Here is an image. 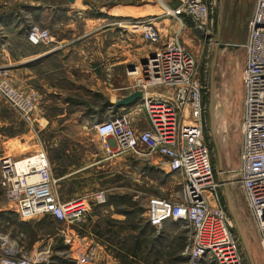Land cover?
Instances as JSON below:
<instances>
[{"label":"rangeland","instance_id":"rangeland-1","mask_svg":"<svg viewBox=\"0 0 264 264\" xmlns=\"http://www.w3.org/2000/svg\"><path fill=\"white\" fill-rule=\"evenodd\" d=\"M177 3L178 0H77L73 4L67 0H0V84L6 83L37 103L35 110L25 118L0 93V158L20 160L45 152L51 162L56 155L47 144L54 137L55 129L41 131V128L45 116L62 113L63 109L52 106L44 110L42 63L28 61L42 52V46H33L27 40L29 30L39 27L49 32L52 43L56 39L75 48L68 55L72 65L65 64V68L73 75L78 72L76 77L83 82L80 85L94 91L96 123L84 131L97 138L95 126L106 121L103 115L111 110L106 105L110 101L106 96L123 97L122 100L133 94L138 80L129 73L152 54L161 53L168 37L178 38L184 49L198 61L200 69H207V90L202 97L204 130L206 143L210 144L215 180L222 184L220 168L224 172L238 170L245 63L242 45L254 0H226L224 13L220 18L218 10L210 35L196 31L190 21L181 27L177 19L167 16L168 10L175 9ZM110 11L116 15H108ZM143 20L158 29L162 37L160 44L146 43L141 33L133 28L135 22ZM121 26L127 29H119ZM49 45L51 43L43 46ZM121 51L126 53V63L117 65ZM61 55L62 58L66 56ZM154 91L167 96L174 94L168 87ZM67 110V120H70L73 109ZM190 113V106H187L186 118H190ZM211 116L221 166L214 146ZM63 132L65 136H72L77 130L64 129ZM161 165L159 157H149L137 170L136 182L134 178L113 179L112 183H118L123 189L105 192V204H91L87 216L76 227L68 228L64 223L43 217L21 221L17 215L0 212V239L4 238L14 253H20L19 256L38 260L37 264H76L73 258L78 252L87 250L94 253L93 261L88 264H191L185 254L193 237L190 227L171 222L156 231L144 219L150 197L169 199L180 192L178 178L163 172ZM229 178L233 181L228 190L234 214L255 263L264 264L260 237L241 186L236 177ZM70 190L71 187L61 188L56 194L61 199L71 197ZM218 192L222 205H227L230 211L223 185ZM8 205L5 191L0 186V210ZM231 217L239 238L240 264H251L237 224ZM3 256L0 248V258ZM198 264L216 262L208 256Z\"/></svg>","mask_w":264,"mask_h":264},{"label":"built area","instance_id":"built-area-1","mask_svg":"<svg viewBox=\"0 0 264 264\" xmlns=\"http://www.w3.org/2000/svg\"><path fill=\"white\" fill-rule=\"evenodd\" d=\"M178 1V6L168 10L167 16L177 19L181 27L190 21L196 31L210 35L220 0ZM133 28L150 45L162 42L158 29L147 20L135 22ZM27 40L33 46L52 42L49 32L39 27L29 30ZM242 47L245 63L239 168L232 171L234 176L228 175L225 183L215 180L210 144L205 139L202 97L207 90V69H200L198 61L175 36L166 39L161 53L152 54L144 64L134 67L138 81L132 93L140 92L142 98L131 106L145 112L148 127L132 128L127 115L120 110L95 126L106 149L109 150L111 141L118 152L132 154L142 162L157 156L162 164L160 169L178 178V195L169 199L150 197L144 219L156 231L170 222L190 227L193 237L185 254L191 264H198L208 256L216 264L241 262L239 238L230 211L227 205H222L218 192L222 185L224 189L232 187L229 177H236L241 186L264 253V0H255ZM160 87L171 88L174 94H160L164 98L158 100L159 93L154 90ZM0 93L25 118L37 107L35 99L25 98L6 83L0 84ZM187 106L191 110L189 119ZM0 186L21 221L43 217L64 223L68 228L76 227L87 216L91 204L99 206L106 202L105 192L60 200L45 152L20 160L0 158ZM0 248L4 252L0 264L39 263L14 253L4 238L0 239ZM93 257L94 253L87 250L78 252L73 260L76 264H88Z\"/></svg>","mask_w":264,"mask_h":264},{"label":"crops","instance_id":"crops-1","mask_svg":"<svg viewBox=\"0 0 264 264\" xmlns=\"http://www.w3.org/2000/svg\"><path fill=\"white\" fill-rule=\"evenodd\" d=\"M225 2L226 0L219 2V8L222 7L223 13ZM112 12H108V15H116V12L115 14ZM135 15L136 12H134ZM119 29L125 31L127 27L121 26ZM74 50L75 48H72L70 43L55 39L51 45L42 46L41 53L28 59L30 63H42V104L44 110H49L52 106L63 109L62 113L45 116L43 119L44 126L41 128V131L42 129L49 131L48 129L51 127L55 129L54 137L50 143H47L56 154L51 162L49 158L52 177L56 181L57 191L61 188L68 189L71 187L70 192L72 194L71 197L62 199L59 197L62 201L78 197V194H82L79 196H88L98 192L120 191L123 188L118 183L113 184L112 180L115 178H134L136 182L137 170L142 167V161L136 156L118 152L111 141L108 150L100 138L90 136L88 132L84 131L93 126L95 122L96 98L93 90L83 88L80 85L83 82L76 77L78 72H74L73 75L70 69L65 68V64L72 65L68 55ZM60 54H66V56L62 58L63 56ZM120 54L117 65L126 63V53L121 51ZM49 64L50 66H48ZM80 93L82 94L80 95ZM106 97L108 100L110 99L106 105L111 110L103 115L104 120L119 110L123 111L124 114L129 111L126 115L132 128L143 130L148 127L145 112L139 110L137 106H131L136 105V103L129 105L130 107L118 108L116 103L123 97ZM68 108L73 109L70 120H67ZM64 129L77 130V132L72 136H65ZM5 144L6 142L3 145ZM0 212L16 215L9 205Z\"/></svg>","mask_w":264,"mask_h":264},{"label":"water","instance_id":"water-1","mask_svg":"<svg viewBox=\"0 0 264 264\" xmlns=\"http://www.w3.org/2000/svg\"><path fill=\"white\" fill-rule=\"evenodd\" d=\"M67 1L70 2V3H72V4L76 2V0H67ZM222 14H223V9H222V7H221V9H220V13H219V17H220V18L222 17ZM218 29H219V31L221 30V25H220V24H219V26H218ZM222 46H223V45H220V47H222ZM217 52H218V49H217L216 54H215V60H214L213 66H215V64H216ZM142 63L144 64V62H142ZM131 71H133V69H132ZM141 98H142V94H141L140 92H135V93H133V94H131V95L125 97L124 99L120 100L119 102H117V103H116V107L121 108V107H123V106H129V105H131L133 102H135L136 100L141 99ZM212 109H213V101L211 100V102H210V112H211V113H212ZM211 117H212V116H211ZM211 126H212V132H213L214 146L217 148V152H218V156H219V163H220V166H221L222 164H221L220 152H219V150H218V144H217V142H216V138H215V135H214L213 117L211 118ZM220 172H221V179H222V181H223L224 183L226 182L225 179L228 177V175H232V176L235 175V172H232V171L224 172L222 168H220ZM225 192H226V194H227V198H228V200H229V203H228V204H229V206H230L231 215L233 216V218H234V220H235V222H236V224H237V227H238L239 233H240V235H241V237H242V240H243V242H244V246H245V248H246V252H247V254H248V257H249L250 263H251V264H256L255 261H254V259H253V256H252V253H251V250H250V248H249V246H248V244H247V242H246V238H245L244 233H243V231H242V229H241V226H240V224L238 223L237 218H236V216H235V214H234V210H233L232 205H231V199H230V197H229V190H228V188H226V187H225Z\"/></svg>","mask_w":264,"mask_h":264},{"label":"bare ground","instance_id":"bare-ground-1","mask_svg":"<svg viewBox=\"0 0 264 264\" xmlns=\"http://www.w3.org/2000/svg\"><path fill=\"white\" fill-rule=\"evenodd\" d=\"M81 7V6H80ZM81 9V8H80ZM113 14H115V12H113ZM129 75H135V73H129ZM156 97H158L159 99L158 100H162L164 97L160 94H158ZM161 98V99H160ZM136 103L137 104V101L133 102L132 104ZM225 130V129H224ZM229 171V170H228ZM226 180V179H225Z\"/></svg>","mask_w":264,"mask_h":264},{"label":"trees","instance_id":"trees-1","mask_svg":"<svg viewBox=\"0 0 264 264\" xmlns=\"http://www.w3.org/2000/svg\"><path fill=\"white\" fill-rule=\"evenodd\" d=\"M139 248H141V246H139Z\"/></svg>","mask_w":264,"mask_h":264}]
</instances>
